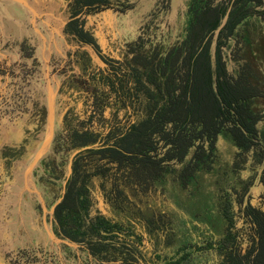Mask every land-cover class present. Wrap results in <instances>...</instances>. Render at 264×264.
Here are the masks:
<instances>
[{
    "label": "trees",
    "instance_id": "1",
    "mask_svg": "<svg viewBox=\"0 0 264 264\" xmlns=\"http://www.w3.org/2000/svg\"><path fill=\"white\" fill-rule=\"evenodd\" d=\"M131 1L67 0L64 33L92 48L105 68L78 50L79 75L63 78L55 99L61 121L54 142L66 162L43 167L48 175L58 167V177H68L54 210L56 235L86 246L107 264H136L151 250L165 264H184L200 250H215L217 264H264V128H258L263 116L251 105L264 98V82L250 65L230 78L222 52L263 0H195L175 48L165 51L140 36L127 43L121 58L106 56L88 18L102 21L103 11H124ZM256 13L264 19V12ZM28 90L20 108L18 99L12 101L17 107L8 113L0 170L10 169L13 159L26 166L42 142L47 99L41 90ZM14 138L18 144L12 148ZM222 138L233 146L230 160L221 155ZM12 154L15 158L6 160ZM258 183L262 190L253 196ZM162 191L179 197L201 226L206 218L216 241L200 238V244L189 243L190 251L180 248L185 239L198 237L155 202L153 192ZM97 193L108 214L100 210ZM198 193L204 205L197 202ZM190 198L204 208L188 207ZM174 237L177 241L168 243Z\"/></svg>",
    "mask_w": 264,
    "mask_h": 264
},
{
    "label": "rangeland",
    "instance_id": "2",
    "mask_svg": "<svg viewBox=\"0 0 264 264\" xmlns=\"http://www.w3.org/2000/svg\"><path fill=\"white\" fill-rule=\"evenodd\" d=\"M194 1L132 0L131 7L124 9V11L117 9L106 10L102 12V21H93L91 18H88V20L91 23V28L99 37L102 52L106 56L115 59L121 58L125 54L124 51L126 50L127 43L135 41L140 36L150 41L153 46L159 44L165 51H168L171 47L178 46L179 42L184 38L189 23V12L193 4H195ZM67 8V0H32L31 2L29 1V7L27 8H25L24 2H20V0H0V20L4 24H9L13 31L10 39L7 37L5 42L1 40V43L4 42L3 51L5 50L4 52L7 55H0V146L2 145L3 138L8 133V113L14 112L11 111L12 109H8L10 101H14L15 98L18 99V105L20 104L18 107L20 108L21 101L29 93V90L26 91L27 87L43 91L48 103L47 110L43 113L45 131L40 147L30 161V167L33 168L36 186L41 189L43 195L45 194L48 206L54 210L61 200L59 198L60 190L63 186L65 188L68 179L67 177L65 178L66 180H62L58 177L60 175L58 167L53 172L54 176L48 175L43 167V162L60 166L66 162L64 160L65 155L57 152L54 142L56 134L60 129L58 125L61 121L55 102L58 90L63 78H65V81L70 74L79 75V70L75 63V54L78 50H85L90 53L97 68H105V64L92 48L88 46L80 47L64 33L63 29L68 20ZM256 12H264V0L263 6L255 9V12L251 13L249 19L229 39L227 43L228 47L222 49L227 74L230 78H237L241 70L246 69L247 65H250L258 72L259 78L264 82V19ZM217 34L213 36V50L217 43ZM146 44L150 45L148 42ZM15 46H17V49ZM1 51L0 54L2 53ZM179 67L175 72L176 78H180L183 71V68L179 69ZM251 105L254 112L262 114L263 119L259 122L258 128L263 129L264 98L254 99ZM17 142L18 140L14 138L10 140L9 146L15 148L18 144ZM221 144L226 149L221 150V155L223 158L230 160L233 152L232 144L224 138L221 139ZM77 153L78 151H75L72 158ZM13 157L15 158L14 154L6 157V160L11 162ZM17 162H19L18 159H13V165L10 169L14 170ZM1 169L0 203L5 202L2 196L9 193V190L5 186L6 180L4 177L6 174L10 176L9 168L3 166ZM250 176V173L245 174L247 178ZM56 177L59 179H56ZM200 190L206 191L204 188ZM261 190V185L258 183L252 189L251 194L257 196ZM153 193L155 194L154 199L157 204L162 203V206L166 207V211L171 210V212L177 215V225L184 222V225L189 228V234L193 238L198 237L188 242L185 239L179 245L180 248L185 246L183 250L186 248V251H190V248L193 246L189 243L200 244V238L206 241H210L211 239V242L216 241L210 227V222L206 218H201L202 223H205L201 226L200 223L195 221V218L193 219L189 215L191 212L187 210L184 203L179 200V197H171L168 193L164 194L163 191ZM62 194L64 195L65 192H62ZM163 194L164 197L162 196ZM174 194L177 196L184 195L177 190H174ZM95 196L99 200L100 210L104 214H108L107 207L101 199L100 194L97 193ZM196 197L197 202L200 205H204L202 201L203 197L200 193ZM193 201L196 200L190 198L187 201L186 199L185 204L193 209L204 208ZM48 212L53 216V231L56 235L57 226L54 211L53 215L51 214V208ZM193 224L196 226H193ZM177 225L173 228L178 231ZM183 230L186 232L185 228ZM204 232L210 234L199 237ZM55 237L59 238L57 235ZM175 237L173 240L170 239L168 243L176 242L177 239ZM59 239L64 242L55 239V243L50 242L47 249L56 252L64 251L66 259H72L75 264H107L93 257L86 246L78 245L63 238ZM147 242V236H144V247ZM62 243L66 245H62ZM148 253H142L143 258L137 257L136 264H141L140 259L144 264H165L163 262L165 261L164 258L160 260L154 259L153 250L150 251V254ZM215 253V250H200L193 253L184 264H217ZM39 254L40 256L38 257L36 254L28 253L27 251L19 252L18 256L20 258L17 257L18 259H15L13 264L18 263V261L23 264H40V257L42 256L46 257V260H43L45 264L57 263L58 257L53 252L41 251ZM79 258L80 261L78 260ZM109 264L124 263L113 262Z\"/></svg>",
    "mask_w": 264,
    "mask_h": 264
},
{
    "label": "crops",
    "instance_id": "3",
    "mask_svg": "<svg viewBox=\"0 0 264 264\" xmlns=\"http://www.w3.org/2000/svg\"><path fill=\"white\" fill-rule=\"evenodd\" d=\"M29 1L31 2L32 0H20V2H24L25 8L29 7ZM12 32L11 26L4 24L0 20V51L2 50L0 55L2 56L7 55L2 47L5 39L7 37L10 39ZM1 40L4 42L1 43ZM15 47L17 49V46ZM28 89L27 87L26 91ZM26 97L29 96L27 95ZM11 102L8 107L9 110L17 107ZM30 165V163L26 166H23L21 162L16 163L14 170H9L10 176L6 174L4 177L6 180L5 186L9 193L2 196L5 202L0 203V264H13L15 259L20 258L18 256L19 252L24 251L36 254L39 257L41 251L49 252L46 248L50 242L55 243V239L60 240L55 237L53 216L48 212L52 207L48 206L45 194L43 195L41 189L36 186L35 175ZM17 166L23 167L20 174L16 172ZM1 178L2 175L0 180ZM23 194H25L24 197ZM44 201L46 202L45 204ZM40 260L41 264H43V260H46V257L42 256ZM18 263L20 262L18 261Z\"/></svg>",
    "mask_w": 264,
    "mask_h": 264
},
{
    "label": "flooded vegetation",
    "instance_id": "4",
    "mask_svg": "<svg viewBox=\"0 0 264 264\" xmlns=\"http://www.w3.org/2000/svg\"><path fill=\"white\" fill-rule=\"evenodd\" d=\"M62 245H66V244H63ZM47 249V248H46ZM74 251V250H73ZM49 252H53L57 257H58V260H57V263L56 264H75V262L72 260V259H66L65 258V252L62 251V252H56V251H49ZM80 261V260H79ZM64 262V263H63ZM49 263V262H48ZM17 264V263H16ZM41 264V263H40ZM79 264V263H78ZM141 264H144V263H141Z\"/></svg>",
    "mask_w": 264,
    "mask_h": 264
},
{
    "label": "bare ground",
    "instance_id": "5",
    "mask_svg": "<svg viewBox=\"0 0 264 264\" xmlns=\"http://www.w3.org/2000/svg\"><path fill=\"white\" fill-rule=\"evenodd\" d=\"M37 142H38V140H37ZM36 142V143H37ZM70 166H71V164H70ZM69 172H70V167H69ZM53 211H54V209L53 208H51V214L53 215ZM64 242V241H63Z\"/></svg>",
    "mask_w": 264,
    "mask_h": 264
}]
</instances>
